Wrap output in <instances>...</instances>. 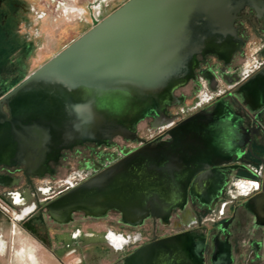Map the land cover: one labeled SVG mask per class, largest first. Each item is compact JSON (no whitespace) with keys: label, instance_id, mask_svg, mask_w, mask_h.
<instances>
[{"label":"water","instance_id":"obj_1","mask_svg":"<svg viewBox=\"0 0 264 264\" xmlns=\"http://www.w3.org/2000/svg\"><path fill=\"white\" fill-rule=\"evenodd\" d=\"M245 5L261 11L264 0H125L92 17L87 30L0 96V163L42 173L74 144L115 134L139 139L138 120L165 114L177 100L174 89L194 74L198 54L229 57L238 47L234 22ZM240 85L245 97L261 98L264 67ZM236 118L227 105L194 113L169 130L172 140L126 153L61 199L90 213L112 206L141 215L153 196L168 209L193 191L195 163L204 157L199 148L227 150ZM202 253L192 236H170L128 262L134 256L139 264H202Z\"/></svg>","mask_w":264,"mask_h":264},{"label":"flooded vegetation","instance_id":"obj_2","mask_svg":"<svg viewBox=\"0 0 264 264\" xmlns=\"http://www.w3.org/2000/svg\"><path fill=\"white\" fill-rule=\"evenodd\" d=\"M44 17L35 0H0V96L24 74L41 35L29 28ZM234 24L241 38L234 52L198 54L194 74L174 89L177 100L165 114L138 120L139 139L115 134L108 142L74 144L42 173L0 163V264H136L129 256L170 236L201 243L202 264H264V95L245 97L240 89L264 67V7L245 5ZM219 105L240 117L230 124L227 150L199 148L206 151L195 163L196 184L175 205L160 209L150 196L141 215L112 206L90 213L61 199L126 153L172 140L169 130L183 119Z\"/></svg>","mask_w":264,"mask_h":264},{"label":"rangeland","instance_id":"obj_3","mask_svg":"<svg viewBox=\"0 0 264 264\" xmlns=\"http://www.w3.org/2000/svg\"><path fill=\"white\" fill-rule=\"evenodd\" d=\"M125 0H35L37 7L43 9L45 17L42 20L34 19L30 31H41L34 38V47L27 59L24 74L26 75L49 57L63 48L71 40L79 36L92 25V17L102 18L105 14L120 5ZM90 3V4H89ZM89 4V6H87ZM11 64L5 66L12 69ZM14 79L15 83L19 78ZM5 87V86H3ZM178 91V90H177ZM187 101H190L188 98ZM145 121L139 124L142 126ZM12 235V234H11ZM15 236H21L18 233Z\"/></svg>","mask_w":264,"mask_h":264},{"label":"built area","instance_id":"obj_4","mask_svg":"<svg viewBox=\"0 0 264 264\" xmlns=\"http://www.w3.org/2000/svg\"><path fill=\"white\" fill-rule=\"evenodd\" d=\"M95 18V17H94Z\"/></svg>","mask_w":264,"mask_h":264}]
</instances>
